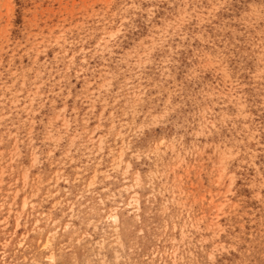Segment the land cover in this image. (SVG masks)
Wrapping results in <instances>:
<instances>
[{"label":"rangeland","instance_id":"obj_1","mask_svg":"<svg viewBox=\"0 0 264 264\" xmlns=\"http://www.w3.org/2000/svg\"><path fill=\"white\" fill-rule=\"evenodd\" d=\"M0 264H264V0H0Z\"/></svg>","mask_w":264,"mask_h":264}]
</instances>
